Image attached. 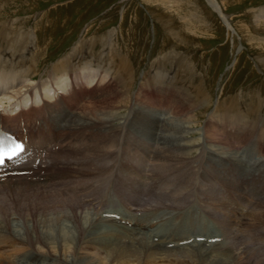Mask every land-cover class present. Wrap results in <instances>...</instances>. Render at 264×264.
<instances>
[{
	"label": "bare ground",
	"instance_id": "6f19581e",
	"mask_svg": "<svg viewBox=\"0 0 264 264\" xmlns=\"http://www.w3.org/2000/svg\"><path fill=\"white\" fill-rule=\"evenodd\" d=\"M210 2L219 10L214 0H210ZM221 15L227 22V16ZM28 39H31L28 40V43L33 44V37L28 36ZM109 40L103 44V51L97 55L91 54L95 44L91 42V45H88L85 39L79 41L65 57L53 65L47 79L40 80L36 83L38 86L34 88L25 79L30 76L33 64L29 68L18 66L12 61L10 65L5 59H0V104L4 109H9L7 106L11 107L14 102H17L18 105L21 104L23 98H27L25 93L37 94L34 95V98L30 96L25 100L27 102L32 100V106L38 107L28 110L24 114L29 115L31 112L41 109L40 107L51 109L53 124L47 119L44 126H38V130L43 135L39 147H44L47 152L46 158H49L50 163L54 166L52 174L58 161L60 162L62 159L64 161L65 156L74 158V154L80 153L83 157H79L80 164L76 165V169L87 171L86 174L73 173V169V171H69L68 168L72 164L65 159L67 163H64L63 167L67 170L66 174L54 173L55 175H51V177L41 176L32 168V163L39 156H43L37 155L33 162L20 166L9 165L7 170L0 174V238L4 239L0 241V260L5 259L10 254L9 252L23 251L27 248L32 252L33 258L25 252L26 254L23 253L20 259H15L16 264H231L228 261L229 253L225 249L228 247L233 249L230 242L234 235L217 243L219 241L216 240L217 236L210 233V236L205 238L202 243H200L201 240L195 239L191 245L174 247L168 251L159 249L162 243H152L158 248L154 252L150 250L149 246L151 245L149 244L144 247L145 244L142 243V248H138V236H143L146 241L150 236L146 233L143 234L146 227L144 223L140 225L136 223L135 227L119 225L120 227L115 228L116 226L113 225L107 229L101 228L100 225L108 220L107 217L118 218L116 217L118 214L108 210L106 212L109 214H106L108 216L104 219L105 209L99 207V201L103 188L110 181L111 173L107 172L115 166V159L105 160V158L112 153L116 155L115 150L119 144L131 143L133 146L131 149L121 146L126 154H130L128 161H123L129 164L131 169L134 165L136 170L148 171L152 185L157 184L156 175L170 178L163 188L161 187L164 192L171 189L175 180H180L179 184L197 181L201 180L203 172L215 171L217 161L214 155L235 163L236 165L232 166L234 170L239 167L246 168L249 163H241L244 166L236 163L241 161L238 157V150L244 143L254 146L255 142H251L254 140H259V151L262 154L259 163L255 162V169L259 171L264 169V165L261 164L264 162V125L261 122L257 124L256 121L243 120L235 127L233 133H228L226 129L230 121L227 114L219 115V120L212 119L214 118L212 115L210 118L207 117L209 120L199 128L201 133L199 132V135L195 136L198 132V128L194 127L198 123L195 119L197 117L196 109H193L192 114L190 112L181 113V109H186V106L175 94L165 89L166 76L163 70H156L153 75L146 73V79L149 78L146 83L153 81L160 88L154 86V90H151V84H148V90L145 89L146 86H141L134 94H124L125 98L121 96L116 90L118 79H120L117 77L119 73L116 71L117 66L114 62L116 56L115 59L113 58L116 52H114L112 40L111 42ZM11 58L13 59L12 56ZM19 60L17 64L24 61ZM65 75L67 77L64 78ZM51 87L57 90L54 94L50 93ZM37 98L40 100L39 102H42L41 104ZM132 100L135 102L134 105ZM7 101L8 105L6 106L5 102ZM121 104L126 109L128 107V112L125 115L121 114L124 109ZM13 110L15 109L11 107L8 111L0 112V121L4 116L9 121L15 120L16 116L13 115ZM56 110L58 113H53ZM221 111L219 110V112ZM232 115L234 117V114ZM232 121L234 125L237 124L234 118ZM161 124L163 127L159 128ZM62 133L63 137L68 140L67 147L50 149V145L45 144L47 139L54 143ZM73 137L76 140L69 141ZM164 148L169 151L165 153ZM243 158H246L245 151ZM53 163L55 164L53 165ZM34 171L37 175H33V173L29 175ZM233 174L240 178H249L245 174H236L235 172ZM261 175L253 174L251 178L257 180L261 178ZM176 184L178 185V183ZM190 186L185 184L182 188H178V195H172L173 197H166V195L154 197L156 200H152L150 205L156 202L162 209H174L172 213L183 211L181 209L188 206L190 199L182 196L188 190L191 191L193 187ZM86 188L92 190V193L86 195ZM131 190H133V186ZM11 194H21L18 197L20 199L15 202L11 201L13 199H10ZM141 194L144 196L143 192ZM147 196H154V194L149 193ZM258 199H262L261 196ZM14 206L17 210L14 212L22 220V224L26 223L25 228L20 227L22 224H19L18 221L10 219ZM262 210H264V204L260 203L250 212L260 216ZM91 227L93 228L91 229ZM89 229L95 233V236L85 239L83 233L86 234ZM105 234L109 237L104 236ZM189 234L190 232L188 236L191 237ZM174 237L179 238L177 241L168 242L169 244L176 245L188 238L183 235L164 236L161 242L163 239L172 240ZM125 238H130L131 243L123 244L122 240ZM80 239L82 242H79ZM209 239H214V241H208ZM7 246L8 248H6ZM164 246H167V243ZM115 247H118L119 251H116ZM258 251L260 250L258 249ZM42 256L51 258V260L43 261L40 259ZM166 256L167 262H162ZM245 257L247 258V256ZM9 260L12 259L9 258ZM233 263L236 264V262ZM240 263L243 264V262ZM0 264L2 263L0 262Z\"/></svg>",
	"mask_w": 264,
	"mask_h": 264
},
{
	"label": "rangeland",
	"instance_id": "374dc122",
	"mask_svg": "<svg viewBox=\"0 0 264 264\" xmlns=\"http://www.w3.org/2000/svg\"><path fill=\"white\" fill-rule=\"evenodd\" d=\"M214 2L219 10L213 6L210 0H0V59H5L10 65L12 61L18 66L29 68L33 64L31 73H29L30 76L25 79L34 88L38 86L36 83L40 80L47 79L53 65L65 57L79 41L85 39L88 45H91V42L95 44L91 54L97 55L103 51V44L110 39L109 41L112 40L114 45V52H116L113 58L115 59L116 56L114 62L117 66L116 71L119 73L117 77L120 78L116 90L121 96L134 94L141 86H146L145 89L148 90V84H151V90H154V86L160 88L153 81L146 83V80H149L146 77L147 74L153 75L156 70H163L166 76L165 89L175 94L186 106V109H181V113L190 112L192 114L193 109H196L197 117L195 119L198 123L194 127L195 129L198 128V132L195 136L199 135L201 131L199 128L204 126L212 115L214 116L212 119L219 120V115L227 114L230 122L233 118L237 121L235 125L232 123L233 121L228 123L226 129L228 133H233L235 127L241 124L243 120L247 122L256 121L257 124L261 122L264 125V0H214ZM221 14L227 16V22L224 21L225 19L222 18ZM28 36L33 37V44L28 43V40H31L28 39ZM17 49L21 50L18 51ZM22 50L24 51L22 52ZM19 59L24 60L21 62L22 64H17ZM34 59L35 61H33ZM65 77L67 76L65 75ZM26 96L28 98L29 94L25 93ZM129 101L131 102V100ZM132 101L134 105L135 102ZM5 105H8V101L5 102ZM122 106L124 107V105ZM127 109L124 107L121 114H127ZM219 110L222 111L219 112ZM153 112L157 114V112ZM53 113L58 112L56 110ZM162 127L163 124L159 128ZM251 142H255L254 146L244 143L238 150V157L241 161L236 163L240 166L249 163L246 168L239 167L234 170L229 165L227 168L224 166V161L228 160L214 155L217 161L215 171L203 172L201 180L197 181L179 184L180 180H175L176 182L172 183L171 189L165 192L161 187L163 188L170 178L156 175L157 184L152 185L154 189L152 187L150 190L146 189L148 190L147 194L153 193L154 196H147L145 203L147 206L140 209L148 210L149 216H153V211L155 213L164 211L167 216L176 214L179 217L188 207H196L201 201L211 214L219 216L225 223L224 227L227 232L213 234L217 236L216 240H219L217 243L226 240L230 235H234L230 242L233 249L231 250L229 247L225 249L229 253L228 261L231 264H235L233 262L236 264H242L240 262L258 264L259 255L264 256V210L260 216L251 214L250 211L256 205L264 204V169L260 171L255 169V162L259 163L262 154L259 151V140ZM164 150L165 153L169 151L165 148ZM244 151L245 156H248L245 159L243 158ZM74 155V158L65 156L64 161L63 159L58 161L57 166L55 165L56 170L53 171V174L51 170L49 174H66L67 170L63 167L64 163H67L66 160L72 164L68 168L69 171L74 170L73 173L86 174L85 169L82 171L76 169V165L80 164L79 157H83V155L81 153ZM229 162L232 166L236 165L231 161ZM122 164L128 166L124 174L134 178L133 190L128 192L127 201L131 205L135 202V205H139L142 200H145V196L141 194L144 193L145 182L151 180L148 171L136 170L134 165L131 169L129 164L124 162ZM261 164L264 165V162ZM234 172L245 174L249 178H240L234 175ZM32 173L37 175L35 171L30 172L29 175ZM253 174L262 175L260 179L256 180L251 178ZM209 176L213 178L209 180ZM215 179L223 182L235 195H217L216 185L210 183ZM161 181L164 183H159ZM250 182L255 185L254 187L248 186L252 191L246 187ZM185 184L191 185L193 188L182 196L190 199L188 206L181 209L183 211L172 213L174 209H170L171 211L162 209L156 202L148 206L152 200H156V197L178 195V188H182ZM85 193L88 195L92 193V190L86 188ZM20 195L11 194L10 199L13 198L11 201H18ZM104 195L105 197L109 196L108 192H105ZM260 196L262 199H258ZM152 197L155 198L150 199ZM8 203L11 204V202ZM221 208L224 211H221ZM218 209L220 212L217 211ZM14 211H17L15 206L10 219L22 224V220ZM104 211L103 218L109 214L107 213L108 209ZM140 216L142 217L141 214ZM116 217L118 218L107 217L108 220L100 225L101 228L107 229L113 225L116 227H135L134 225H136V223L126 221L119 215ZM240 217L243 218L242 223L246 228L240 226ZM142 218H139V221H142ZM143 219L145 220V218ZM155 223L156 220H153L152 228L156 226ZM24 224L20 227L25 228L26 223L24 222ZM151 226L149 225V227ZM149 227H145L143 231V234L150 235L147 241L143 236H138V248H142V243L145 244L144 247L149 244L151 245L149 246L151 247L150 250L155 252L158 248L152 243H162L159 249L168 251L174 247L180 248L195 242V240L186 243L180 242L176 245L168 243L173 239H163L161 242L164 236L183 235L189 239V232L173 231L172 235L159 234L155 231L151 232L150 230L153 229ZM91 229L87 230L86 234L83 233L85 239L95 236ZM209 234L202 233L201 236L208 237ZM104 236L109 237L106 234ZM3 240L0 238V241ZM198 240H201L200 243H202L205 238ZM208 241H214V239ZM79 242H82L81 239ZM122 243H131V240L125 238ZM166 243L167 246H164ZM115 248L116 251H119L118 247ZM26 249L9 252L10 254L5 259H1L3 262L1 260L0 262L2 264H16V260L20 259L23 253L26 254L25 252L33 258L32 252ZM9 258L12 260L8 261ZM40 259L46 262L51 260L45 256L40 257ZM165 259L167 256L163 258L162 262H167Z\"/></svg>",
	"mask_w": 264,
	"mask_h": 264
},
{
	"label": "snow or ice",
	"instance_id": "6c2138e0",
	"mask_svg": "<svg viewBox=\"0 0 264 264\" xmlns=\"http://www.w3.org/2000/svg\"><path fill=\"white\" fill-rule=\"evenodd\" d=\"M22 145L15 144H6L4 140L0 139V165L5 163V159L11 158L17 155L18 151L22 149Z\"/></svg>",
	"mask_w": 264,
	"mask_h": 264
}]
</instances>
